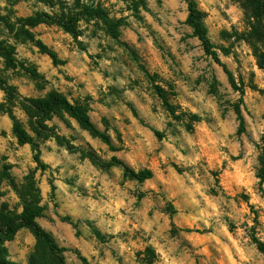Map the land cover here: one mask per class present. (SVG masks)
Segmentation results:
<instances>
[{"label": "rangeland", "instance_id": "rangeland-1", "mask_svg": "<svg viewBox=\"0 0 264 264\" xmlns=\"http://www.w3.org/2000/svg\"><path fill=\"white\" fill-rule=\"evenodd\" d=\"M194 1L239 90L205 54L183 0H0L9 23L39 13L78 18L77 36L55 23L31 29L58 64L0 24V39L15 47L17 63L7 69L0 58V76L20 99L58 92L86 105L94 127L110 138L106 144L59 111L37 134L36 118L15 102L14 115L48 166L40 170L30 145L18 144L12 121L0 112V211L19 214V194H38L43 212L36 221L63 249L64 264H264V70L250 46L252 19L242 0ZM95 8L104 19L88 16ZM111 23L120 24L116 37ZM235 105L244 117L241 134ZM85 152L152 176L138 182L120 166L100 169ZM2 237L1 259L30 264L36 240L27 228Z\"/></svg>", "mask_w": 264, "mask_h": 264}, {"label": "trees", "instance_id": "trees-1", "mask_svg": "<svg viewBox=\"0 0 264 264\" xmlns=\"http://www.w3.org/2000/svg\"><path fill=\"white\" fill-rule=\"evenodd\" d=\"M45 1V0H39ZM187 4V18L186 23L193 29L194 35L200 41L202 49L205 54L210 56L217 64L222 66L226 73L231 86L239 90L237 87L232 73L221 63L214 46L211 43L206 28L204 26V14L200 11L194 0H183ZM246 9L250 12L252 22L250 23V46L252 48L257 66L264 70V0H242ZM87 14L91 18L104 19L105 15L99 8L90 9ZM78 18L65 17L64 15L49 16L45 13L34 14L24 18H16V22L9 23L7 18L0 14V24H4L6 28L12 33L16 40L30 41L35 44L41 52L50 57L54 64H58L59 60L57 53L44 45L40 40L35 39L31 29L40 23H55L61 26L65 31L73 36H77ZM119 23H111L109 30L112 36L118 35ZM15 55V47L8 44L6 41L0 39V58L3 60L5 68L14 69L17 67ZM22 70L27 73L32 79L39 81V73L31 67L20 65ZM0 89L5 94V101L0 103V112L6 113L12 121V132L15 135L18 144H28L33 152V160L36 163V169L44 170L48 166L43 163L40 158V149L35 138L31 136L24 128L22 122L14 115L13 106L18 102L20 107L30 116L36 118L32 123L33 130L39 134L38 128L46 129L42 125V121L47 119L51 113L63 112L70 118L74 119L80 128L89 132L93 137L100 138L106 144H110V138L103 132L97 130L92 124L88 115V108L82 103H71L67 98L58 93L50 92L44 98L38 99H20V95L16 88L6 82L3 76H0ZM156 92L160 99L163 101L169 111L173 112V105L169 102L168 96L161 87H156ZM242 100L240 99V103ZM234 111L239 122L238 134L244 131V117L240 105H235ZM40 124V125H39ZM154 134L161 138L162 133L152 129ZM84 156L87 157L98 168L106 170L112 166H120L123 169L125 176L133 178L138 182L149 179L152 173L148 169L133 171L129 166L120 160L112 157L110 161H102L94 152H85ZM261 178L264 180V157L262 159ZM52 186V185H51ZM53 188V186H52ZM19 197L22 201V211L19 214H12L9 211H0V234L3 240H11L20 228H27L36 240V252L30 257V264H64L63 258L59 255L63 249H59L54 244L50 235L45 232L36 219L42 216L43 208L39 205L38 194H32L27 191L24 194L20 193ZM67 220H69L67 218ZM93 234L97 239L103 241L105 237L96 228L89 225ZM1 264H8L5 260L0 258Z\"/></svg>", "mask_w": 264, "mask_h": 264}, {"label": "water", "instance_id": "water-1", "mask_svg": "<svg viewBox=\"0 0 264 264\" xmlns=\"http://www.w3.org/2000/svg\"><path fill=\"white\" fill-rule=\"evenodd\" d=\"M1 264V263H0Z\"/></svg>", "mask_w": 264, "mask_h": 264}]
</instances>
